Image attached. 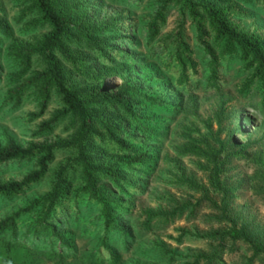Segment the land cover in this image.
<instances>
[{"label":"rangeland","instance_id":"rangeland-1","mask_svg":"<svg viewBox=\"0 0 264 264\" xmlns=\"http://www.w3.org/2000/svg\"><path fill=\"white\" fill-rule=\"evenodd\" d=\"M86 1L93 23L105 31L98 41L105 42L108 48L104 50L114 55L108 64L113 74L101 77L97 85L115 90L127 79L137 87L140 104L134 103V107L142 120L155 129L147 136L138 133L140 150L151 151L153 159L123 167L116 186L101 181L127 205L117 225L111 227L106 245L100 243L104 233L95 218L98 211L94 206L90 211L63 208L53 220L52 231L40 228L36 233L30 230L31 218L21 215L14 234H0V264H190L196 257L198 264H207L212 257L213 264H262L245 242L233 244L227 240L219 247V240L210 237L215 230L230 227L221 217L224 209L238 221L264 229V107L258 81L241 92L248 72L238 57H229L221 61L217 84L210 83L208 59L197 45L189 19L185 21L184 34L198 65L195 72L191 66L187 69V80H178L181 66L171 57L181 20L178 10L169 11L156 40L147 36L145 23L161 8L163 0ZM211 1L236 6L245 12L242 24L264 34V0ZM0 6V16L11 28L8 36H0V142L9 133L23 147L61 143L38 183L12 197L0 195L2 219L45 194L64 165L71 168L69 178H73L75 187L80 186L82 176L73 162L77 148L70 144L79 131L78 121L64 116L57 118L50 130L41 127L61 109L59 98L53 96L41 116L37 115L39 105L32 94L27 93L19 104L7 98L8 83L18 71L9 54L11 44L41 38L47 26H26L18 19L11 0H0ZM112 24L117 33L109 34ZM95 67L100 70L103 65L96 63ZM105 119H110L119 134L133 130L118 115H105ZM218 139L223 148L216 161L185 150L194 141L215 152L221 145ZM109 146L111 149V143ZM107 158L125 159L112 153ZM38 159L39 156L16 159L0 165V181L21 180L35 168ZM213 171H218L219 187L214 186ZM147 209L166 216L159 214L149 220ZM163 244L173 252L172 259L160 250Z\"/></svg>","mask_w":264,"mask_h":264},{"label":"trees","instance_id":"trees-1","mask_svg":"<svg viewBox=\"0 0 264 264\" xmlns=\"http://www.w3.org/2000/svg\"><path fill=\"white\" fill-rule=\"evenodd\" d=\"M11 1L17 8L20 21L26 26L46 25L47 32L41 38L30 42L14 41L11 44L9 54L12 55L18 71L11 76L8 83L7 98L13 100L14 104H19L27 93L32 94L39 105L38 116L45 112L53 96L59 98L61 109L55 113L54 118L43 121L41 127L50 130L57 118L64 116H71L78 121L79 131L72 137L70 144L77 148L73 162L77 163L82 180L80 186L75 187L73 178L71 181L69 178L71 168L68 164L64 165L58 170L53 186L45 194L35 198L23 210L0 219V234H14L21 215L31 218L29 227L36 233L40 228L52 231L55 227L53 220L61 214L59 210L63 208H86L90 211L94 206L98 211L95 218L100 221L104 233L99 237L104 246L111 227L117 225L118 216L126 212L127 205L101 181L105 180L116 186L123 167L151 162L153 153L140 150L142 145L138 133L147 136L153 134L155 129L142 120L134 107V103L140 104L137 97L141 96L134 84L124 79L115 90L97 85L101 77L113 74V67L108 64L112 62L114 55L109 54V50H104L108 48L105 42L98 41L105 31L102 26L94 24L89 16L88 1ZM171 9H177L181 16L173 40L176 50L171 52V57L181 66L178 80H187V69L191 66V71L195 72L198 65L184 34V24L189 19L195 31L197 45L208 59V81L217 84L221 61L238 57L248 72L240 91H247L254 81H258L264 107V34L257 28L250 29L242 24L245 12L231 3L218 1L163 0L161 8L154 16L148 17L145 23L149 40L154 41L160 36ZM2 10L0 6V14ZM115 28L117 27L112 24L109 34L117 33ZM10 32L9 24L1 15L0 36H8ZM90 54H93L94 59L90 58ZM96 63L102 64L103 68L97 70ZM111 114L125 118L133 130L119 134V129L110 123V119H105V115ZM218 140L221 145L215 152L197 145L194 141L187 144L185 150L191 155L212 157L216 161L223 148L222 141ZM60 144L50 142L23 147L11 134L5 133L4 141L0 142V165L16 159L36 156L39 159L35 168L21 180L0 181V195L12 197L38 183L46 174L54 159V150ZM109 153L125 159L108 160ZM217 174L218 171H213L214 186L219 187ZM159 214L166 216V213L145 210L149 220ZM221 217L227 220L230 227L215 230L210 235L211 238L219 240L218 246H224L227 240L233 244L241 240L251 247L252 256L261 258L264 264V229L252 226L245 220L238 221L236 216L228 215L225 209ZM159 248L164 254H170V259L174 257L166 245ZM58 255L61 258L62 252ZM214 258L209 259L207 264H213ZM198 262L196 257L190 264Z\"/></svg>","mask_w":264,"mask_h":264}]
</instances>
